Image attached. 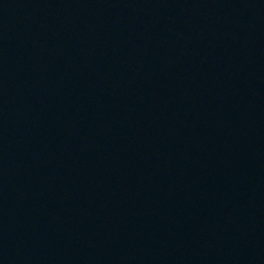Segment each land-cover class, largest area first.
Listing matches in <instances>:
<instances>
[{"label":"water","instance_id":"obj_1","mask_svg":"<svg viewBox=\"0 0 264 264\" xmlns=\"http://www.w3.org/2000/svg\"><path fill=\"white\" fill-rule=\"evenodd\" d=\"M200 37L264 108V0H158Z\"/></svg>","mask_w":264,"mask_h":264}]
</instances>
